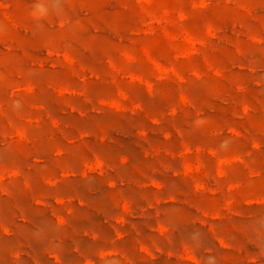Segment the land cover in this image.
<instances>
[{"label":"rangeland","instance_id":"1","mask_svg":"<svg viewBox=\"0 0 264 264\" xmlns=\"http://www.w3.org/2000/svg\"><path fill=\"white\" fill-rule=\"evenodd\" d=\"M0 264H264V0H0Z\"/></svg>","mask_w":264,"mask_h":264}]
</instances>
